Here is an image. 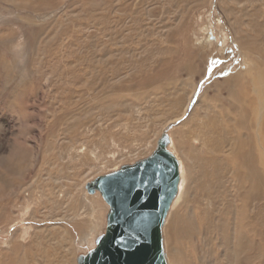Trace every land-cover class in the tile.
<instances>
[{
	"label": "rangeland",
	"instance_id": "obj_1",
	"mask_svg": "<svg viewBox=\"0 0 264 264\" xmlns=\"http://www.w3.org/2000/svg\"><path fill=\"white\" fill-rule=\"evenodd\" d=\"M163 132L168 263L264 264V0H0V264H77L108 212L86 184Z\"/></svg>",
	"mask_w": 264,
	"mask_h": 264
},
{
	"label": "water",
	"instance_id": "obj_2",
	"mask_svg": "<svg viewBox=\"0 0 264 264\" xmlns=\"http://www.w3.org/2000/svg\"><path fill=\"white\" fill-rule=\"evenodd\" d=\"M163 132L153 152L86 184L108 205L104 232L77 264H167L162 227L178 192L179 161Z\"/></svg>",
	"mask_w": 264,
	"mask_h": 264
},
{
	"label": "bare ground",
	"instance_id": "obj_3",
	"mask_svg": "<svg viewBox=\"0 0 264 264\" xmlns=\"http://www.w3.org/2000/svg\"><path fill=\"white\" fill-rule=\"evenodd\" d=\"M108 8V7H107ZM69 50V49H68ZM246 74V73H245ZM251 76V75H250ZM242 77V76H241ZM259 78V77H258ZM239 80V79H238ZM262 80V79H261ZM239 81H241V80H239ZM263 85V84H262ZM258 86V85H257ZM259 89V88H258ZM262 92V91H261ZM68 94V93H67ZM190 98V97H189ZM253 98V97H252ZM87 99V98H86ZM200 99V98H199ZM249 100H251V99H249ZM249 100H248V102H249ZM187 101H188V99H187ZM187 101H185L184 102V104H186L187 103ZM176 102V101H175ZM253 102V101H252ZM76 103H77V101H76ZM88 103V102H87ZM126 103V102H125ZM257 104V103H256ZM249 106V105H248ZM247 106V107H248ZM184 108V107H183ZM182 108V109H183ZM249 108V107H248ZM181 109V108H180ZM243 118V117H242ZM207 121V120H206ZM204 122V121H203ZM207 123V122H206ZM201 124V123H200ZM261 126V125H260ZM262 127V126H261ZM213 128V127H212ZM211 128V129H212ZM204 129V128H203ZM209 129V128H208ZM201 132H202V130H201ZM205 132V131H204ZM211 132H213V131H211ZM218 132V131H217ZM203 133V132H202ZM207 133V132H206ZM204 134V133H203ZM212 135H214V134H212ZM184 136V135H183ZM208 136V135H207ZM216 138V137H215ZM207 140V139H206ZM203 141V140H202ZM202 143V142H201ZM234 143V142H233ZM212 144V143H211ZM214 144V143H213ZM249 144V145H248ZM183 145V144H182ZM210 145V144H209ZM242 146V145H241ZM218 147V146H217ZM176 149H178V148H176ZM252 148H250V143L249 142H247L246 144H245V146H243L242 148H241V150H240V152L237 154V156H236V159L235 160H237L238 161V159H240V158H244L243 160L245 161V160H251V159H253L254 157H253V155L254 154H252V150H251ZM196 150V149H195ZM217 152H219V151H217ZM236 155V154H235ZM177 156V155H176ZM259 155L257 154V157H258ZM235 157V156H234ZM234 157H233V159H234ZM204 159H206V157L204 158ZM211 159V158H210ZM210 159H208V160H206L207 162H209V160ZM257 159V158H256ZM194 160V159H193ZM195 160H196V158H195ZM201 160H203V159H201ZM216 160V159H215ZM224 160V159H223ZM197 161V160H196ZM200 161V160H199ZM206 161H204V162H206ZM212 161V160H211ZM201 162V161H200ZM240 162H241V160H240ZM194 163H196L195 161H194ZM202 164H204L203 162H201ZM201 163H200V165H201ZM236 163V162H235ZM256 163V162H255ZM197 164H198V162H197ZM197 164H196V166H197ZM209 164V163H208ZM211 164V163H210ZM234 164V163H233ZM239 164V163H238ZM243 164V163H242ZM251 164V163H250ZM205 165V164H204ZM207 165V164H206ZM245 164H243V166H244ZM255 165H257V164H255ZM187 166V165H186ZM195 166V165H194ZM199 166V165H198ZM200 167V166H199ZM198 167V168H199ZM201 167H202V165H201ZM200 167V169H203V168H201ZM207 167V166H206ZM210 167V166H209ZM214 167H215V165H214ZM213 166H212V168H214ZM242 167V166H241ZM179 168H180V161H179ZM193 168V167H192ZM204 168H205V166H204ZM211 168V167H210ZM234 168H236V167H234ZM239 168V167H238ZM257 168H256V166H255V168L254 169H249V173H250V175L253 177V183H254V186H258L259 188H263L264 187V184L262 183V180L261 179H263L262 178V176L260 177V175H259V173H258V170H256ZM192 170V169H191ZM199 170V169H198ZM207 170V169H206ZM211 171H212V169H210ZM244 170V169H243ZM180 171H182L181 170V168H180ZM188 171V170H187ZM240 171V170H239ZM194 172V171H193ZM202 172H203V170H202ZM204 172H205V169H204ZM204 172H203V174H204ZM207 172V171H206ZM213 172V171H212ZM260 172H262L261 171V169H260ZM190 173V172H189ZM195 173V172H194ZM198 173V172H197ZM201 173V172H200ZM263 173V172H262ZM183 174V173H182ZM185 174V173H184ZM207 174H209V172H207ZM180 175H181V173H180ZM195 175V174H194ZM206 175V174H205ZM210 175H211V173H210ZM199 176V175H198ZM202 176H204V175H202ZM249 176V175H248ZM185 177V176H184ZM190 177V176H189ZM188 177V178H189ZM208 176L206 175V178H207ZM210 177V176H209ZM196 178H198V177H196ZM244 178V177H243ZM190 179V178H189ZM181 180V179H180ZM192 180V179H191ZM195 180V179H194ZM250 180V179H249ZM252 180V179H251ZM182 181H183V176H182ZM246 181V180H245ZM197 182V181H196ZM249 182V181H248ZM194 183V182H193ZM251 183V182H250ZM248 184V183H247ZM181 187H182V182H179V187H178V192H179V189L181 190ZM248 187H250V186H248ZM258 187L257 188H254V189H258ZM95 192V191H94ZM178 192H177V197H178ZM254 192V191H253ZM259 192V191H258ZM100 194V193H99ZM252 195H253V193H252ZM92 199V198H91ZM88 200V199H87ZM172 203H174V202H172ZM171 203V204H172ZM172 207H170V209H169V211H168V213H167V215H166V218H165V222H164V224H163V227H164V225H166L165 227H166V229L167 230H169V228H171L172 226L173 227H175V228H177V229H180V227H179V223L177 222V220H176V223H175V215L177 216V209L176 210H172L171 209ZM204 209V208H203ZM172 210V211H171ZM207 211V210H206ZM170 216V217H169ZM167 218H169L168 219V221H167ZM190 219H192V218H190ZM245 219V218H244ZM183 221V220H182ZM191 222H192V220H190ZM190 221H188V222H190ZM184 224V223H183ZM185 224H186V227H188V226H190V225H188V223H187V221L185 222ZM181 226H182V224H181ZM262 226V225H261ZM163 227H162V230H163ZM184 227V226H183ZM192 227V226H191ZM264 227V226H263ZM190 228V227H189ZM88 233L86 234V240L89 242L90 241V239H89V236H91L92 234H93V232L94 231H91V225H89V227H88ZM187 230V229H186ZM72 231H74V230H72ZM189 231H191V230H189ZM184 233H186V231L184 232ZM163 235V234H162ZM89 239V240H88ZM236 244V243H235ZM167 245V244H166ZM249 249V248H248ZM247 249V250H248ZM164 250H165V248H164ZM250 250V249H249ZM165 254H166V252H165ZM166 259H167V255H166ZM15 260V259H14ZM252 263V262H251ZM16 264V263H15ZM167 264H169L168 263V260H167ZM179 264H181V262L179 263Z\"/></svg>",
	"mask_w": 264,
	"mask_h": 264
}]
</instances>
